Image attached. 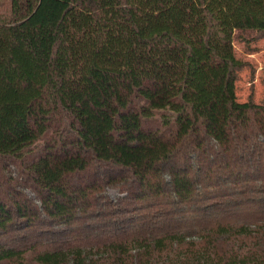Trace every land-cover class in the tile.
<instances>
[{"label":"trees","instance_id":"obj_1","mask_svg":"<svg viewBox=\"0 0 264 264\" xmlns=\"http://www.w3.org/2000/svg\"><path fill=\"white\" fill-rule=\"evenodd\" d=\"M235 29L264 39V0H8L0 264H264Z\"/></svg>","mask_w":264,"mask_h":264},{"label":"rangeland","instance_id":"obj_2","mask_svg":"<svg viewBox=\"0 0 264 264\" xmlns=\"http://www.w3.org/2000/svg\"><path fill=\"white\" fill-rule=\"evenodd\" d=\"M8 0H0V14H5ZM235 57L243 63L237 72L235 94L239 102L264 100V39L253 30L235 29L233 34ZM111 196L115 195L113 190Z\"/></svg>","mask_w":264,"mask_h":264}]
</instances>
